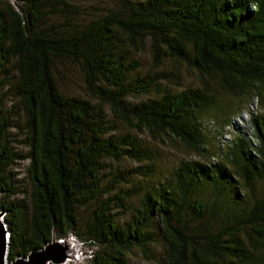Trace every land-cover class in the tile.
I'll list each match as a JSON object with an SVG mask.
<instances>
[{
    "label": "trees",
    "instance_id": "1",
    "mask_svg": "<svg viewBox=\"0 0 264 264\" xmlns=\"http://www.w3.org/2000/svg\"><path fill=\"white\" fill-rule=\"evenodd\" d=\"M146 49L155 70L143 74L136 55ZM168 62L194 71L197 85L172 87L179 75L158 71ZM61 63L80 66L92 100L60 92ZM255 96L264 104V0H109L99 13L77 0H0V211L11 231L9 262L73 234L97 248L91 264H128L134 248L151 258L157 244L165 264H264V114L250 115L251 138L236 128L232 142L222 140ZM212 111L218 122L209 125ZM117 121L130 132L118 135ZM214 127L220 160L204 135ZM144 133L211 159L182 162L122 221L115 206L142 189L116 190L155 167L111 175L109 161L151 162L137 137ZM20 161L28 162L23 198Z\"/></svg>",
    "mask_w": 264,
    "mask_h": 264
},
{
    "label": "rangeland",
    "instance_id": "2",
    "mask_svg": "<svg viewBox=\"0 0 264 264\" xmlns=\"http://www.w3.org/2000/svg\"><path fill=\"white\" fill-rule=\"evenodd\" d=\"M77 3L87 7H93L98 13L109 7V0H77ZM136 59H138L141 64L143 74L155 70L149 49H146L142 53H138ZM164 69L173 71L175 75H179L178 79L173 77V83H171V86L178 90L184 89L188 86L197 85V75L194 71L187 69L184 64L181 65L168 62L166 63L165 68H160L158 71H163ZM55 76L59 90L63 95L92 100L86 90L84 74L80 66L72 63L58 64ZM256 98L257 97L255 96L248 100V104L245 106L246 108L241 112L242 114L240 117L234 119V124L231 128L222 130L224 131L223 137L217 132L215 127L210 130L208 128L206 129L204 135L209 146L208 152L211 153L209 156L215 155L219 158L218 160H220L221 157L219 155L217 142H219L220 137L228 143L232 142V139L237 135L235 131L236 128L243 129L246 135L250 138L254 135L255 127L252 125V118L250 115L252 113L255 115L264 114V104L261 103L262 100L259 101ZM145 100L148 101L149 99H147V97H135L130 99L131 102H144ZM106 109L110 115V120H112L113 117L110 114L109 108L107 107ZM214 114L216 115V113L212 111L211 115L208 116L207 123L209 122V125H211L212 121H216L214 118H211ZM114 123L115 124L113 125L115 126L118 135L130 132L122 123L118 121ZM217 127L220 128V125ZM137 137L146 147H148L149 150L152 151L153 160L151 162L143 163L126 160L120 164L109 161L110 168L107 170L108 173L114 175L118 170L128 172L133 168L145 167L150 164L155 167V172L149 177L139 175L128 176L127 182L118 187L115 193H125L142 189L141 191H135L132 193V197L128 200L125 208L118 210L119 205L117 207L115 206L116 209L114 212L120 213L122 221L127 220L132 211L139 206L142 193L151 189L153 186L158 185L160 182L167 181V179L171 177L173 170L182 162L192 160L206 161L211 159L209 156L207 159L201 157L197 152L185 147L180 141L175 140L174 138H165L164 140L155 141L149 137L148 133L138 135ZM27 167L28 162L20 161L14 169L18 174L19 180H21V190L24 193L20 198H23V195H26V191H29ZM111 175L106 178V181L112 177ZM81 213L82 222L85 223L88 219L89 210L83 209ZM212 226L217 227L219 226V223H212ZM51 244L53 251L61 253L62 257L58 258L56 261L50 262V264H91V259L97 251V248L86 242H81L73 234H70L66 239L58 240L54 238ZM148 255L151 256V258H147L146 254L141 249L134 248L127 256L126 260L128 261V264H165L164 249L161 244L152 246Z\"/></svg>",
    "mask_w": 264,
    "mask_h": 264
},
{
    "label": "water",
    "instance_id": "3",
    "mask_svg": "<svg viewBox=\"0 0 264 264\" xmlns=\"http://www.w3.org/2000/svg\"><path fill=\"white\" fill-rule=\"evenodd\" d=\"M5 215V212L0 211V264H50L62 257L61 253L53 251L52 244H50L43 250L34 251L28 257H20L10 263L8 255L11 231L6 223Z\"/></svg>",
    "mask_w": 264,
    "mask_h": 264
}]
</instances>
